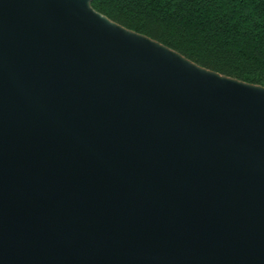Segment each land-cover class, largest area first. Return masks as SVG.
I'll return each instance as SVG.
<instances>
[{
    "label": "water",
    "instance_id": "95a60500",
    "mask_svg": "<svg viewBox=\"0 0 264 264\" xmlns=\"http://www.w3.org/2000/svg\"><path fill=\"white\" fill-rule=\"evenodd\" d=\"M92 1L0 0V264H264V87Z\"/></svg>",
    "mask_w": 264,
    "mask_h": 264
},
{
    "label": "trees",
    "instance_id": "16d2710c",
    "mask_svg": "<svg viewBox=\"0 0 264 264\" xmlns=\"http://www.w3.org/2000/svg\"><path fill=\"white\" fill-rule=\"evenodd\" d=\"M91 6L202 68L264 87V0H93Z\"/></svg>",
    "mask_w": 264,
    "mask_h": 264
}]
</instances>
